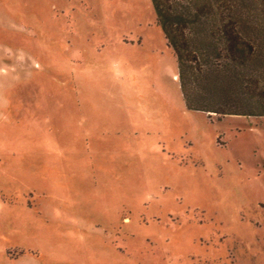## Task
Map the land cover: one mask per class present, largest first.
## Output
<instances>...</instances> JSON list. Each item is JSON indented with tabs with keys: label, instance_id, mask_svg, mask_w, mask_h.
<instances>
[{
	"label": "rangeland",
	"instance_id": "rangeland-1",
	"mask_svg": "<svg viewBox=\"0 0 264 264\" xmlns=\"http://www.w3.org/2000/svg\"><path fill=\"white\" fill-rule=\"evenodd\" d=\"M177 74L152 0H0V264H264V118Z\"/></svg>",
	"mask_w": 264,
	"mask_h": 264
},
{
	"label": "trees",
	"instance_id": "trees-1",
	"mask_svg": "<svg viewBox=\"0 0 264 264\" xmlns=\"http://www.w3.org/2000/svg\"><path fill=\"white\" fill-rule=\"evenodd\" d=\"M189 111L264 118V0H152Z\"/></svg>",
	"mask_w": 264,
	"mask_h": 264
}]
</instances>
